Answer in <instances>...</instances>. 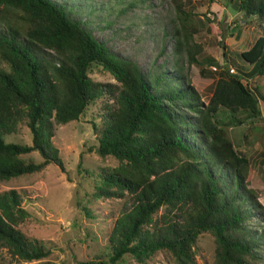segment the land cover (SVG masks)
Segmentation results:
<instances>
[{"label": "trees", "instance_id": "1", "mask_svg": "<svg viewBox=\"0 0 264 264\" xmlns=\"http://www.w3.org/2000/svg\"><path fill=\"white\" fill-rule=\"evenodd\" d=\"M74 1L0 0V181L48 163L65 172L52 141L54 124L78 119L103 98L101 124H92L94 150L118 164L96 173L93 194H126L130 207L114 222L107 255L82 264H116L125 254L143 263L161 249L177 264H195L192 247L203 233L214 237L215 264H264V230L248 224L264 209L248 186V157L227 131L260 115L264 92L244 79L264 74V31L240 52V61L221 45L220 63L193 40L192 12L177 4V25L163 34L172 36L174 54H186L188 64L214 67L204 102L179 61L145 69L118 54L95 33L90 9L81 15ZM204 1L210 6L215 0ZM231 1L264 22V0ZM94 64L116 83L93 81ZM22 123L31 144L4 141ZM31 151L42 160L21 157ZM25 197L14 188L0 192V256L4 252L8 264H54L44 260L50 250L19 228L29 217Z\"/></svg>", "mask_w": 264, "mask_h": 264}, {"label": "rangeland", "instance_id": "2", "mask_svg": "<svg viewBox=\"0 0 264 264\" xmlns=\"http://www.w3.org/2000/svg\"><path fill=\"white\" fill-rule=\"evenodd\" d=\"M81 15L87 16L96 27L95 33L105 39L118 54L136 61L147 69L153 63L171 66L179 61L188 78L207 101L212 90V66L188 64L186 54L175 55L173 38L164 36L165 29L177 25L176 8L180 3L191 10V23L197 30L193 34L203 52L225 63L222 47L235 61L241 51L249 48L264 31V22L256 16L239 11L235 1L215 0L208 6L204 0H81L74 1ZM88 4V6H87ZM0 64H2L0 62ZM152 64V65H153ZM228 64H231L230 62ZM249 66H247V69ZM89 77L93 81L116 83L112 74L100 65H92ZM249 87L264 92V74L253 75ZM103 98L91 103L78 119L54 124L52 141L58 148L66 171L53 163L40 171L0 181V192L14 188L23 194V206L29 217L19 225L31 239L42 242L49 250L44 260L58 264H82L95 256H106L108 236L116 218L129 209L127 195L121 197L93 194L99 179L96 173L118 164L112 155L100 156L92 124L99 126ZM260 115L240 125L227 127L235 149L248 157L249 187L264 209V104H259ZM219 114L218 116H221ZM6 142L31 144L28 126L20 124L16 131L3 135ZM25 160L41 161L37 151L22 154ZM80 165V167H79ZM162 208L157 214L162 213ZM251 219L248 224L257 232L264 230V216ZM195 264L214 263V237L201 234L192 247ZM260 254L264 256V244ZM3 252L0 264H8ZM15 263V261H14ZM38 264V261L18 264ZM116 264H177L166 249L155 251L145 262H137L125 254Z\"/></svg>", "mask_w": 264, "mask_h": 264}, {"label": "built area", "instance_id": "3", "mask_svg": "<svg viewBox=\"0 0 264 264\" xmlns=\"http://www.w3.org/2000/svg\"><path fill=\"white\" fill-rule=\"evenodd\" d=\"M214 69V67H212Z\"/></svg>", "mask_w": 264, "mask_h": 264}]
</instances>
